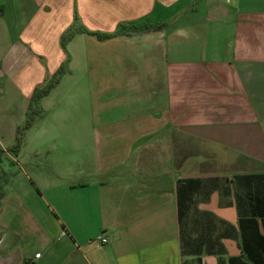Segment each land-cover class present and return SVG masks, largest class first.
<instances>
[{"label":"crops","instance_id":"obj_1","mask_svg":"<svg viewBox=\"0 0 264 264\" xmlns=\"http://www.w3.org/2000/svg\"><path fill=\"white\" fill-rule=\"evenodd\" d=\"M258 236L264 0H0V264H253Z\"/></svg>","mask_w":264,"mask_h":264},{"label":"trees","instance_id":"obj_2","mask_svg":"<svg viewBox=\"0 0 264 264\" xmlns=\"http://www.w3.org/2000/svg\"><path fill=\"white\" fill-rule=\"evenodd\" d=\"M130 27L128 24H123L121 28H123V31H126L127 28ZM71 36V33L69 35H63L61 39V45L64 46L66 39ZM95 36L98 39H106L114 36L113 34H95ZM61 68L59 71H57L55 74L50 76L43 85H41L39 88H37L33 96L30 99L29 105H28V111H27V119L26 122L23 126V129H27L32 122V119L34 116L38 113V110L36 109V106L38 105L39 100L48 94V92L58 83L59 81V76L61 74ZM243 251H247L245 246H246V239L243 238ZM249 249L251 252L254 254L248 255L247 254V259L251 261L253 264H259L262 263L264 264V255H260V253H264V236H258V238L249 239ZM248 252V251H247ZM230 264H246L244 262H241L239 259H229Z\"/></svg>","mask_w":264,"mask_h":264},{"label":"built area","instance_id":"obj_3","mask_svg":"<svg viewBox=\"0 0 264 264\" xmlns=\"http://www.w3.org/2000/svg\"><path fill=\"white\" fill-rule=\"evenodd\" d=\"M100 242H101V243H105L106 240H105V239H101ZM37 258H39V254L34 255V259H37ZM27 264H35V263H34V262H29V263H27Z\"/></svg>","mask_w":264,"mask_h":264}]
</instances>
